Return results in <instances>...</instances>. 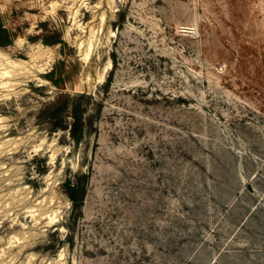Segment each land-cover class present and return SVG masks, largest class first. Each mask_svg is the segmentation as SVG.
<instances>
[{
  "label": "rangeland",
  "instance_id": "obj_1",
  "mask_svg": "<svg viewBox=\"0 0 264 264\" xmlns=\"http://www.w3.org/2000/svg\"><path fill=\"white\" fill-rule=\"evenodd\" d=\"M0 264H264V0H0Z\"/></svg>",
  "mask_w": 264,
  "mask_h": 264
},
{
  "label": "trees",
  "instance_id": "obj_2",
  "mask_svg": "<svg viewBox=\"0 0 264 264\" xmlns=\"http://www.w3.org/2000/svg\"><path fill=\"white\" fill-rule=\"evenodd\" d=\"M81 96H88L82 94ZM74 104L70 109V116L72 121L70 123V134L75 139H80L84 133L85 126L83 121V102L81 100L74 99ZM61 107L56 106L54 109L50 110L51 115L57 116L59 114V110ZM67 190L69 192L70 198L76 208H80L82 203L84 202L85 197V188L80 187L78 182H73L69 179L67 181Z\"/></svg>",
  "mask_w": 264,
  "mask_h": 264
}]
</instances>
